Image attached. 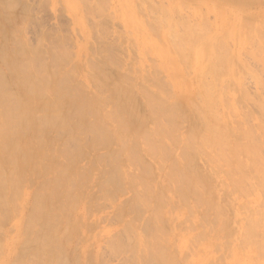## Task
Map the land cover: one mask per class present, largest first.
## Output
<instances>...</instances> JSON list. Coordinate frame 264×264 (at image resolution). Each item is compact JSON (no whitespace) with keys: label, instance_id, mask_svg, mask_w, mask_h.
<instances>
[{"label":"bare ground","instance_id":"1","mask_svg":"<svg viewBox=\"0 0 264 264\" xmlns=\"http://www.w3.org/2000/svg\"><path fill=\"white\" fill-rule=\"evenodd\" d=\"M6 5L0 10V221L8 217L17 201L27 197L33 204L19 222L20 238L15 242L21 254L4 264H25L24 257L31 250L39 264H67L61 249L79 237L81 227H88L83 218L74 214L78 202L96 199L91 191L96 184L100 187L98 200L115 202L122 181L135 187L129 207L120 205L116 213L124 218L126 232L132 239L137 238L134 241L130 237V247L139 250L137 262H133L177 264L171 253L172 238L179 237L181 233H177L176 226L182 220L186 222L187 216V221L190 216L201 218L204 223L197 227L193 222L185 227L189 233L180 235V245L183 249L196 244L207 247L209 258L203 264H216L211 249L217 241L225 242L223 248L228 247L227 251L235 256V261L228 264H246L248 255L264 257V140H256L257 143L252 130L232 125L236 122L234 105L228 106L225 98L233 83L241 84L238 74L242 70L236 73L235 65L231 66L233 59L224 32L219 38L208 40L205 30L175 22L170 17L174 9L167 16L171 20L164 26L161 37L153 39L147 30L148 21L142 19L145 32L137 42L146 59L153 52L161 65L168 67L170 95L161 91L157 80L152 81L158 84L155 86L158 91L152 93L150 81L146 86L142 82L143 86L137 87L122 81L119 75L110 76L103 70L95 73L93 69L95 72L86 76V86L99 85L106 89L108 96L103 98L91 90L87 96H76L72 94L74 89L62 81L68 71L62 75L41 64L44 55L39 51L31 49L32 56L37 53L41 59L28 56L31 52L25 44L21 47L22 41L20 46L17 44V51L12 50L14 41L7 35L6 23H12L14 17L10 15L12 6ZM238 18L243 40L252 42L257 37L263 42L264 50V30L244 26L247 19ZM122 19L128 25V18L122 15ZM181 25L185 28L183 32L179 30ZM58 64L61 65L59 61L55 65ZM79 71L68 72V76L78 78ZM139 98L143 104L138 102ZM103 102L110 103V111L102 108ZM223 102L227 105L226 114L217 110ZM51 109H59L61 114H41ZM186 113L193 122L191 128L180 132L177 121L185 119ZM231 115L232 124L228 119ZM31 132L33 136H28ZM101 150L109 152L108 164L105 155H99ZM86 156L90 157L89 165L98 171L99 181L92 182V171L79 167L80 160ZM203 158L206 170L214 176L212 180H209L211 174L208 179L194 170V161ZM221 165L226 167L225 177L217 171ZM44 178H49L48 184L35 188L37 191L31 193L34 196L27 190L22 191V183H36ZM252 195H256L254 199L250 198ZM225 197L236 211L233 218L226 209L229 203ZM142 208L150 212L145 231V227L141 231L142 227L139 229L136 223ZM130 213H136L137 217L128 219ZM54 215L58 218L51 220ZM211 236L215 239L208 242ZM79 260L77 263H82Z\"/></svg>","mask_w":264,"mask_h":264},{"label":"rangeland","instance_id":"2","mask_svg":"<svg viewBox=\"0 0 264 264\" xmlns=\"http://www.w3.org/2000/svg\"><path fill=\"white\" fill-rule=\"evenodd\" d=\"M1 3L3 4L1 5ZM6 4L12 6L10 15L14 17L12 20L13 24L11 21H8V24L6 23L7 35H10L11 39H13L12 42H16L15 45H13L14 42L11 43L12 50L17 51V47L21 44L22 47L23 44H25V47L31 52L28 56L32 58L38 56V58L40 57L39 59H41V56L37 55V51H39L45 57L42 56L41 64L49 69L54 68L57 73L60 71V74L67 71L70 73L73 70H80L78 78L69 77L67 72L64 73V75L68 80H66L64 76L62 80L64 83L67 82V84L75 90H73L72 93L74 95L80 94L87 96L88 91L91 90L90 92L99 93L98 95L105 98L108 94L107 91H105L106 89L101 88L99 85L96 86V84H91L90 87L86 86V76L93 74L95 72L94 70H96L95 73L103 70L104 73L107 72L106 74H110V76L113 74L115 76L119 75L122 81L131 85L133 83V85L137 87L142 82H145V84H143L146 86V82L150 81L148 85L152 93H155L153 92L155 90L158 91V89H155V86L157 87L158 84H161V87L158 86L161 91L163 89L164 93H169L170 95L171 91L169 87L171 86V75L166 71L168 67L162 66L159 57L153 52L148 54V58L146 59V57L142 55L140 44L137 42L138 38L141 39L145 32L142 19L148 21L147 30L153 39L161 37L164 26L171 18L177 23H187V26L196 27L202 31L205 30L208 40L214 39L216 36L219 38L224 32L226 34L224 40L231 54V58L233 59L231 66L235 65L236 73L242 70V72L239 73L240 75L238 74L241 80L239 86L241 85L242 87L233 83L231 92L229 91L230 93L225 98L227 99L225 101H228V106L230 104L234 105L233 115L235 120L231 115L232 118L231 116H229L231 119L228 118L229 122L232 124L231 120H234L236 121L232 124L234 127H244L243 129L246 127V129L249 128L250 131L252 130L255 141L261 142V140H264V132H262L264 129H261L262 126L264 128L263 42H260L257 37H255L252 42L244 41L242 38V25L238 23V17L242 16L247 19H244V26H249L255 31L260 28L264 30V0H0V10ZM174 9L175 12L171 14L170 11ZM1 14L0 11V18ZM169 14H171V18L167 19ZM122 15L128 18V25L125 24ZM130 20L132 21L133 28ZM9 23L12 25H9ZM179 30L183 32L185 28L181 25L179 26ZM21 41L22 43L20 44ZM17 44H19V46ZM31 49L37 52L35 56L34 54L32 56L33 52ZM51 59L56 60V62ZM57 61L61 63L63 70H61L60 64L56 66ZM56 68L60 70L57 71ZM54 69L52 70L54 71ZM122 75L125 76V79ZM142 75L144 77H142ZM60 79H58V82ZM152 80H157V83H159L156 85ZM151 83H153L154 87ZM141 85L139 87H141ZM235 85L238 88L235 87ZM103 91L104 93H101ZM240 91L242 92L240 93ZM138 102L143 104L140 98ZM101 106L106 111H110L111 109L110 103L107 104L103 102ZM180 106L178 109H181ZM217 110L220 111L221 114H226V103H220ZM47 113H53L58 116L61 114V111L59 109H51L49 112L46 111L41 114L44 115ZM185 117L186 120L180 118L177 121V125L179 126L178 130L180 129V132L186 131L189 127L191 128V122H193L191 119L192 117L187 113ZM149 127H151V125ZM238 130L240 129L238 128ZM31 135L33 136L32 132L28 136ZM58 135L59 133H57V136ZM89 136L90 135H88L87 138ZM89 139H91V136ZM63 141L64 140H60L61 143H64ZM114 148H116L115 145L113 146V149ZM105 151L106 150H101L99 155H105V162L107 159L109 163V152ZM108 151H111V149H108ZM84 158L85 159L80 160L79 167L83 168L85 171H92L93 174L92 177H90L92 182L96 180L99 181V179H97L99 177L97 175L98 171L89 165L90 157L86 156ZM101 159L104 160L103 158ZM197 160L199 159L194 161V170H197L196 173L198 175H204V177L208 178L211 173L205 168V159H200L198 162ZM106 163L104 164L107 165L108 163ZM199 164L201 166H199ZM108 166H106V169H108ZM221 166H219L220 170L218 169L217 171L225 177L226 172L224 171L226 167L225 165ZM201 169L203 171H201ZM209 177L211 178H208L209 180L214 178L212 174ZM46 181L48 182L49 178L37 180L36 183H32L33 181L24 182L22 183V191L27 190L30 192V195L34 196L31 193L45 184L47 185L48 183ZM119 183L122 184H119L120 186L118 185L119 193H117L118 196H116L115 202H113V200H111V202L108 200L106 201L103 198L98 200L97 196L98 198L100 197L98 193L100 187L97 184L94 189L91 190L96 199L85 198L78 202L74 214L83 218L88 227H81L78 232L79 237L74 238L68 245L66 244L65 247L61 249V254L65 258L67 264H138L135 262H137V253H139V250L130 247L131 241H136L137 238L135 236L138 235H133L135 238L132 239V235L126 232L127 229L123 221L124 218H119L116 214L120 208L118 206L125 205V207H129L130 204L128 203L131 202L135 195V193L132 192L135 191V187H130L128 184L123 183V181ZM227 187H229V185H227ZM218 188L220 189V187ZM255 196L256 195H252L250 198L254 199ZM224 199L227 201L224 200L223 202L226 201L229 203V206L227 205L228 203H224V206L229 207H226V209L231 213L230 218H233L236 211L232 208L230 199L226 197ZM15 204H17L16 207L9 210L8 217L5 216L0 221V264L9 261V258L16 259L20 256L21 253L18 252L16 248L17 242H15L20 238L21 227H19V222L21 219L23 220L24 215L29 212L33 202L25 197ZM84 210L87 212L85 216ZM133 214L130 213L128 219H132V216H136V213ZM137 216L136 223L138 228L141 229L142 227L141 231H143L145 227L144 231L147 230L150 212L142 208V211L139 210ZM56 218L58 217L54 215L51 217V220H55ZM187 219H185L186 222L182 220L179 227L178 225L176 226L178 228L177 233L183 235L189 233L186 232L184 228L190 226L193 222L197 223V227H199V224L204 223V220L201 218L199 220L189 216L190 220L187 221ZM141 231H139V233L144 234ZM194 232L195 234L198 233L197 231ZM194 232H191V236H195ZM146 234H148V236H146L149 237L147 231ZM179 237L173 236V248L171 250V253L176 258L177 264H203L209 258V249L207 247L200 248V246L196 244L188 246L187 249H185L186 247L183 249L180 245ZM207 239L209 240H207L208 242H212L215 238L211 236ZM112 242L114 244H112ZM199 243L200 242H198V244ZM202 243L205 244L206 242ZM117 244L119 246H117ZM224 245L225 242L217 241L216 246L211 249L216 264H228L235 261V256L227 251L226 248L228 247L223 248ZM217 246L220 247V249L217 248ZM127 247H129V250ZM120 248L122 249L120 250ZM117 249L119 250L117 251ZM132 249H134V251L137 250L135 254ZM32 253H34V250L26 253L24 257L26 260L25 264H39L36 262L35 256L31 255ZM131 255L133 256L132 260L130 259L132 257ZM217 258L219 259L217 260ZM78 259H80L79 261H82V263H77ZM133 260L135 262H133ZM212 263L214 262L210 264ZM246 264H264V257L248 255L246 256Z\"/></svg>","mask_w":264,"mask_h":264}]
</instances>
